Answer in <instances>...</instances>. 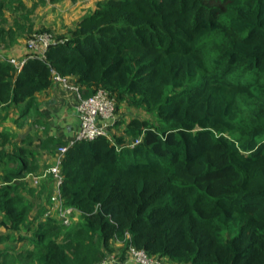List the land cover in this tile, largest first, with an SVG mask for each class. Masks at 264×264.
I'll use <instances>...</instances> for the list:
<instances>
[{
    "label": "trees",
    "instance_id": "obj_1",
    "mask_svg": "<svg viewBox=\"0 0 264 264\" xmlns=\"http://www.w3.org/2000/svg\"><path fill=\"white\" fill-rule=\"evenodd\" d=\"M205 1L100 0L45 57L0 60V123L12 107L42 117L58 77L141 115L64 155L72 226L19 183L68 142L39 118L43 137L0 131V264H97L115 240L164 264H264V0ZM18 37L0 6L1 53Z\"/></svg>",
    "mask_w": 264,
    "mask_h": 264
},
{
    "label": "crops",
    "instance_id": "obj_2",
    "mask_svg": "<svg viewBox=\"0 0 264 264\" xmlns=\"http://www.w3.org/2000/svg\"><path fill=\"white\" fill-rule=\"evenodd\" d=\"M99 1L100 0H10L9 2L8 0H0V6L4 7L5 17L8 20V24L19 34L18 39L12 47H10V50L5 54V56L16 60L24 59L29 54L26 46L28 35L41 30L40 28H46V30L52 32L54 36L66 34L84 16L93 12ZM64 12L66 13L65 20H63ZM67 19H70L71 22ZM12 22L16 23L17 28ZM38 101L40 103V113L42 115V117L39 116L38 118L45 122V125H47L46 127H48V129H46V131L48 134L66 142L72 140L77 135L80 128V116L77 111L79 102L77 92L71 89H66L62 84L56 82L49 90L38 96ZM17 110V108L12 107L8 111L10 121L12 118L16 117L18 113ZM126 111L131 110H126L124 107L121 108L118 114V121L129 122L136 114H133V117H128L126 116ZM36 119L37 117L34 119L35 123ZM7 121H9V119L4 122ZM35 123L29 124L28 130H26L23 134L16 131V134H18L14 137L25 138L29 135H38V137H43L42 133L39 134L38 131L35 130L33 132L32 129ZM119 125L120 129H113V133L117 132V134H120L122 132L121 130H123L124 125ZM42 154H44V159L39 160L40 169L38 170V173L44 172L55 163L56 152L54 156L47 151L38 152L39 156ZM48 155L49 157H47ZM45 163H47V165H45ZM45 182L48 183L51 181L49 179L45 180L44 183ZM52 184L53 182L49 184L50 189L53 187ZM40 201H44L45 205L47 203L46 199H42ZM76 215L78 216V214ZM123 248L124 246L120 240L114 241L113 252L108 254L115 257L114 264H135L125 256H119V259L124 257L122 259L123 263L122 261H118L115 254H120Z\"/></svg>",
    "mask_w": 264,
    "mask_h": 264
},
{
    "label": "built area",
    "instance_id": "obj_3",
    "mask_svg": "<svg viewBox=\"0 0 264 264\" xmlns=\"http://www.w3.org/2000/svg\"><path fill=\"white\" fill-rule=\"evenodd\" d=\"M53 43L54 39L50 34H35L33 38L27 42V49L31 55L30 57L36 56L35 54L45 57L47 48ZM0 60H7L18 70H21L27 58L22 60L10 59L0 52ZM57 80L64 88L74 90L78 94L79 102L77 111L80 116V128L77 135L70 140L66 146H62L58 149L54 165L42 173L37 175L31 174L28 177L31 179L33 186L40 187L50 175L53 176L54 185L50 198L51 206L47 215L53 216L63 225L69 226L72 224V216L75 214L76 210L66 207L61 198V185L63 183L61 167L64 155L70 147L74 146L79 141H92L101 137L108 138L112 141V128L118 121V111L116 100L111 98L104 89H98L91 97L84 98L80 88L74 85L69 79H61L58 77ZM141 142L142 138L135 139L128 142L127 147L134 148ZM117 151H120V148L117 147ZM127 254L130 261L135 264H164V262L160 261L158 258L152 257L146 251L137 249L134 246H129ZM114 262L115 257L108 255L97 264H114Z\"/></svg>",
    "mask_w": 264,
    "mask_h": 264
},
{
    "label": "rangeland",
    "instance_id": "obj_4",
    "mask_svg": "<svg viewBox=\"0 0 264 264\" xmlns=\"http://www.w3.org/2000/svg\"><path fill=\"white\" fill-rule=\"evenodd\" d=\"M8 1L10 2V0H8ZM205 2L208 3V4H210V5H215V4L216 5H219L220 4L217 0H206ZM65 14L66 13L64 12L63 13V20L66 19L65 18ZM67 20H70V19H67ZM70 22H71V20H70ZM12 23H14V22H12ZM14 26L17 28L16 23H14ZM40 29L41 30L36 31V32H33L32 34L28 35L27 40H26V46H27V42L30 41L35 34H44V33H47V34H50L53 38L55 37L52 34V32L46 30V28H44V29L40 28ZM21 110H22L21 108L17 110L18 111V113L16 115L17 118L16 117L15 118H12L11 121H10V118H9V121L1 123L0 124V131L8 132L9 134L16 136L18 133H22L23 134L26 130H28V125L29 124H34L35 123L34 119L36 117L38 118V115L36 113H34L33 111H30V112H27L24 115H21V113H22ZM138 112H140V111H136V110H132V112L131 111H126V116L133 117L134 116L133 114L136 113V115H137ZM139 116H141V115L139 114ZM23 128H25V129H23ZM113 129H115V130L120 129V125L118 124V122L113 126L112 130ZM32 130H33V132H34V130L35 131H38L39 134H41V133L43 134L45 132L43 130V128H42V125L39 124V122H38V124H37V122L35 123V125L33 126V129ZM16 131L18 132L17 134H16ZM47 157H49V155ZM42 159H44V154H42V155L39 156V160H42ZM45 165H47V163H45ZM37 174H39L38 171L35 172V173H33L32 175H37ZM29 175H31V174H27L24 177V179H22V180L19 181V183H21V185H22V187H21L22 192L25 193L26 195L28 193L30 194V192H31L33 198H35V200H38V201H35V203L38 204V205H41V206H44L45 205V202L44 201H40V200H42L40 198L41 197V194H43L44 197L47 196V204L46 205H47V207L50 208V206H51V204H50V198H49V194L47 193V191H49V190L52 191V189H50V186H49V184H51L52 182H48V183L47 182H45V183L43 182L40 187H35V186L32 185L31 179L28 177ZM52 185H54V184H52ZM37 212H38V210L35 209L34 210V214H36ZM45 214H47V211L45 212ZM1 218H2V216H0V221H1ZM77 219H78V216L76 214H74L72 216V224H71V226L74 225V224H76L78 222ZM8 232L9 231H7L0 224V234L1 233H8ZM4 246L5 245L2 244V245H0V248L3 249ZM20 246L23 248V250H27L28 249L27 247L24 246V244H22V245L18 244V248ZM115 256H116V258H118V261L119 262L122 261V263H123V260L122 259H119V256H125L126 258H128L127 252L124 253L123 249H122V251H121L120 254L119 253L118 254L116 253ZM10 264H17V263L10 261Z\"/></svg>",
    "mask_w": 264,
    "mask_h": 264
}]
</instances>
